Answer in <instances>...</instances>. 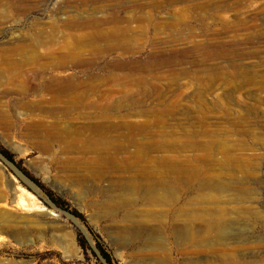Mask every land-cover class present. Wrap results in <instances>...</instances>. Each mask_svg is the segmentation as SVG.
<instances>
[{
  "label": "rangeland",
  "instance_id": "1",
  "mask_svg": "<svg viewBox=\"0 0 264 264\" xmlns=\"http://www.w3.org/2000/svg\"><path fill=\"white\" fill-rule=\"evenodd\" d=\"M0 147V264H264V0H0Z\"/></svg>",
  "mask_w": 264,
  "mask_h": 264
},
{
  "label": "bare ground",
  "instance_id": "2",
  "mask_svg": "<svg viewBox=\"0 0 264 264\" xmlns=\"http://www.w3.org/2000/svg\"><path fill=\"white\" fill-rule=\"evenodd\" d=\"M38 44L40 43L34 42V44L32 43L31 46L19 45L17 46V48H15V50H13L14 52L23 53V57H24L22 63L15 65L13 67V70L16 71L19 78L27 79L28 84H30L29 85L30 88L34 89L35 91L39 90V94L37 92L36 93L38 94L39 97H41L42 96L41 93L51 91L54 84L47 83L46 85H44L39 89V87H36L31 82L34 79V77H38L42 74V69H43L41 65L43 56L40 55V52L38 51L39 50ZM148 200L150 202H157L158 204H162L165 202L163 197H159L157 195L154 196L152 195ZM179 216L182 217V224L179 225L174 230V234L179 240L183 242H189L192 246L198 245L204 248L214 247L215 245H221L224 248L227 247L230 234H228L227 231L228 227L225 224V220L223 219L222 216H219L218 219H216L217 217L214 219H206L207 221H204V223L202 224H196L198 222V219L200 218L196 217V215L194 214H183ZM7 222H11L10 216L8 214L0 213V223L5 224ZM199 253H204V252H195L194 254H199ZM211 253L219 254L218 252H211ZM221 254L222 256L218 259L219 264H236L235 262L236 260L233 258V256L228 255L226 253H221ZM193 264H200V263L197 262ZM206 264H215V263L207 262Z\"/></svg>",
  "mask_w": 264,
  "mask_h": 264
},
{
  "label": "trees",
  "instance_id": "3",
  "mask_svg": "<svg viewBox=\"0 0 264 264\" xmlns=\"http://www.w3.org/2000/svg\"><path fill=\"white\" fill-rule=\"evenodd\" d=\"M0 153H1V154H2L7 160H9L10 162L14 163L13 157H12L8 152H6L5 150H3L1 147H0ZM47 194H48L49 198L51 199V201H52L55 205H57V206H60V205H61L60 202H59L57 199H55L51 193H47ZM72 214L75 215V216H78L75 212L72 213ZM98 249H99V251H100V253H101L103 259L106 261V263H108V264H112V261H111L110 257L108 256V254H107V253H106L101 247H99V246H98Z\"/></svg>",
  "mask_w": 264,
  "mask_h": 264
},
{
  "label": "water",
  "instance_id": "4",
  "mask_svg": "<svg viewBox=\"0 0 264 264\" xmlns=\"http://www.w3.org/2000/svg\"><path fill=\"white\" fill-rule=\"evenodd\" d=\"M1 157V156H0ZM52 204V203H51ZM52 206H54L53 204H52Z\"/></svg>",
  "mask_w": 264,
  "mask_h": 264
}]
</instances>
